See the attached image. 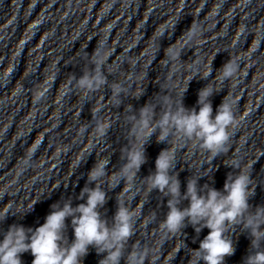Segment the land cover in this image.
<instances>
[{
    "label": "clouds",
    "instance_id": "clouds-1",
    "mask_svg": "<svg viewBox=\"0 0 264 264\" xmlns=\"http://www.w3.org/2000/svg\"><path fill=\"white\" fill-rule=\"evenodd\" d=\"M109 56L110 53L93 50L89 64L94 67L84 71L76 81L79 89L91 93L107 83L103 69ZM238 70L239 64L229 59L216 71V79L224 84L235 77ZM212 71L210 66L203 74H197L201 79H207ZM192 79L183 89V95ZM112 88L114 94L120 96L122 89L118 85H113ZM220 90L222 89L213 87L210 83L200 89L198 111L196 107L189 109L184 106L183 95L178 101L164 97L158 119L156 105L147 102L139 108L138 113L131 108L132 114L128 117L131 139L122 149L121 159L124 163L119 170L109 175L110 161H95L88 172L86 186L80 193V199L85 202L76 206H73L71 200L52 204L45 222L34 229L18 224L10 225L0 240V264H23L21 256L26 252L33 256L32 264H83L90 247L95 248L98 255L106 254L99 264H121V260L125 258V245L133 235L135 218L138 215L137 211L127 205L124 196L131 191L141 166L146 162L145 145L158 131V143L168 144L170 135H178L179 138L192 141L194 146L198 145L206 150L211 160L227 151L230 130L237 127L240 121L234 112L235 101L230 100L227 95L213 115L210 97ZM109 127L106 122H98L96 132L103 137ZM176 161L174 148L162 150L155 160V171L143 178L149 192L158 190L169 197L168 212L159 225L161 231L175 236L183 234L182 230L188 225L197 234L207 228L208 234L200 241L199 248L193 250V264H224L225 257L235 252L233 240L228 233L239 227L248 232L250 247L253 249L245 257L244 264H264V250H261L264 246V205L253 208L249 203L255 193L250 187V174L245 168L238 161L226 164L237 171L227 175L222 190L208 184L198 186L200 176L193 174L182 194L178 174L173 171ZM121 182L124 187L122 193L117 195L116 212L109 225L100 213V209L107 202V193L103 190L102 183H107L109 188H115ZM92 184L95 186H87ZM128 199L131 200L132 196ZM182 200L189 202L187 207H179ZM6 216L7 213L0 215V222ZM69 218L74 234L71 243L66 235V221ZM147 254L146 250L137 249L127 256L126 264H144Z\"/></svg>",
    "mask_w": 264,
    "mask_h": 264
}]
</instances>
